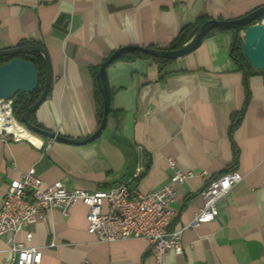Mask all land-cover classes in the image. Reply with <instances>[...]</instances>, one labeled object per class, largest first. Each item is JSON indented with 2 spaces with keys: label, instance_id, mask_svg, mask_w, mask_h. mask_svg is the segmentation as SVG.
I'll list each match as a JSON object with an SVG mask.
<instances>
[{
  "label": "crops",
  "instance_id": "crops-1",
  "mask_svg": "<svg viewBox=\"0 0 264 264\" xmlns=\"http://www.w3.org/2000/svg\"><path fill=\"white\" fill-rule=\"evenodd\" d=\"M264 0H0V51L43 47L53 82L31 118L43 129L87 139L99 129L93 71L129 46L166 49L199 19L236 20ZM233 32H214L194 52L161 63L118 60L107 70L111 113L102 136L85 145L50 138L0 136V205L4 193L33 171L44 186L141 192L170 180L176 167L191 175L177 186L173 226L190 225L202 208L199 193L232 170L244 177L221 203L219 217L183 233V254L167 264H264V73L248 79L231 56ZM140 165L144 172L135 180ZM88 207L68 217L49 213L17 240L42 250V264H156L144 239L100 243L88 232ZM7 249L0 241V250ZM9 260L0 253V264Z\"/></svg>",
  "mask_w": 264,
  "mask_h": 264
},
{
  "label": "built area",
  "instance_id": "built-area-1",
  "mask_svg": "<svg viewBox=\"0 0 264 264\" xmlns=\"http://www.w3.org/2000/svg\"><path fill=\"white\" fill-rule=\"evenodd\" d=\"M258 23L264 24V18ZM14 105L15 98L0 100V136L25 138L8 129L14 120L32 133L15 117ZM169 166L174 175L168 183L150 192L131 189L128 184L93 192L70 190L63 183L45 187L33 171L23 174L4 193L0 205V241L7 244V249L0 253H7L6 264H42V250L26 244L33 238L27 229L53 211L68 217L71 208L80 202L88 207V232L97 242L144 239L156 264H167L169 253L182 255L184 231L214 222L220 215L221 203L244 177L238 170H232L210 180L199 193L203 205L198 215L190 225L177 229L173 226L177 186L191 175L178 170L174 160H169ZM143 172L144 167L140 165L134 179H139ZM21 233H26V242L17 240Z\"/></svg>",
  "mask_w": 264,
  "mask_h": 264
},
{
  "label": "water",
  "instance_id": "water-1",
  "mask_svg": "<svg viewBox=\"0 0 264 264\" xmlns=\"http://www.w3.org/2000/svg\"><path fill=\"white\" fill-rule=\"evenodd\" d=\"M264 18V7L253 13L236 20H218L212 19L206 22L198 31L197 35L182 49L167 51L149 47L129 46L114 51L100 66L97 73V83L103 98V118L99 129L91 137L83 140L70 139L53 133L34 125L31 121L33 115L46 102L52 82L53 72L50 57L47 51L37 45H25L13 47L0 51V58L10 57L13 55L40 54L46 62V78L37 101L22 116L21 122L33 134L50 138L62 143L71 145H85L99 139L108 125L111 113L112 95L108 83V68L124 55L139 52L155 59L176 60L197 50L205 38L216 29L232 30L237 36L241 33L242 51L249 64L264 72V24L258 23ZM40 73L37 66L28 60L15 58L5 64L0 65V100H11L19 93L31 94L40 87Z\"/></svg>",
  "mask_w": 264,
  "mask_h": 264
},
{
  "label": "trees",
  "instance_id": "trees-1",
  "mask_svg": "<svg viewBox=\"0 0 264 264\" xmlns=\"http://www.w3.org/2000/svg\"><path fill=\"white\" fill-rule=\"evenodd\" d=\"M210 20L212 19H199L196 22V24L186 26L182 30V32L179 34V36L176 38V40H174L173 43L169 47L163 50L174 51V50H179V49L184 48L197 35L200 28L206 22ZM226 31L233 32L235 35L234 44L231 50V56L234 59V61L237 63V65L239 66L240 70L244 73V76L246 77V79H248V77L250 76V70L252 69V66L249 64L248 60L243 54L241 33L239 34V36H237L236 33L232 30L219 28V29L212 31L209 35L213 34L214 32H226ZM15 58H22V59L33 62L39 70L40 79H41L40 87L34 93H31V94L19 93L15 97L14 115L17 118V120L21 122L22 116L37 101V99L39 98L41 94V91H42V88L45 82V78H46V62H45L44 57L41 56L40 54L13 55L10 57L0 58V65L5 64L8 61L15 59ZM135 58L152 59L154 61L161 62V63L170 62V60L155 59V58H152L150 56H147L139 52L124 55L119 60H122V59L131 60ZM98 70L99 68L93 71V75L96 78V81H97ZM96 98H97V103H98V119H99V124H100L103 118L104 106H103V98L99 90L98 84L96 86ZM31 121L34 125L42 128L40 125L36 124L34 120L31 119Z\"/></svg>",
  "mask_w": 264,
  "mask_h": 264
},
{
  "label": "bare ground",
  "instance_id": "bare-ground-1",
  "mask_svg": "<svg viewBox=\"0 0 264 264\" xmlns=\"http://www.w3.org/2000/svg\"><path fill=\"white\" fill-rule=\"evenodd\" d=\"M11 125L8 126L9 131L14 132L18 137H25L31 139L32 141L35 140V136H32V133L27 131L24 127L18 124L16 121L12 120Z\"/></svg>",
  "mask_w": 264,
  "mask_h": 264
}]
</instances>
